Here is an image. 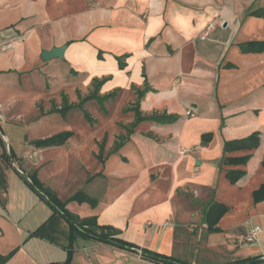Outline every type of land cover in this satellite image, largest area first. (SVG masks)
<instances>
[{"label":"crops","instance_id":"crops-1","mask_svg":"<svg viewBox=\"0 0 264 264\" xmlns=\"http://www.w3.org/2000/svg\"><path fill=\"white\" fill-rule=\"evenodd\" d=\"M63 46V59L41 57ZM94 80L101 95L119 94L113 102H138L133 109L147 119L107 152L104 135L49 129L59 115L44 117L22 126L26 137H70L28 144L19 165L0 134V255L15 252L6 264H66L69 248V264H154L141 250L190 264L264 256V200L253 199L264 184V0H0L1 114ZM68 112L61 121L76 124ZM255 133L257 148L226 154L249 156L246 165L224 161L225 141ZM63 152L85 155L80 181L49 170ZM238 169L246 174L231 184L228 172ZM32 175L63 203L78 192L95 199V207L69 201L66 211L77 222L95 217L137 251L82 234L70 242L66 214H54L29 185ZM213 203L229 210L210 229ZM255 225L259 240L241 244Z\"/></svg>","mask_w":264,"mask_h":264},{"label":"rangeland","instance_id":"rangeland-1","mask_svg":"<svg viewBox=\"0 0 264 264\" xmlns=\"http://www.w3.org/2000/svg\"><path fill=\"white\" fill-rule=\"evenodd\" d=\"M101 86L100 81L94 80L89 86L83 88H67L66 90L57 92L56 94L44 92L40 103H37L36 106L32 103L13 106L11 109L12 112L7 116L5 114H1L0 112V134L7 136V140L4 139V144L7 146L6 148L12 149L18 154V165L20 164L24 153L29 149V146H27L28 144L30 146L34 145L37 147L35 142L44 140L43 138L41 139L37 136L26 137L27 133L22 126L26 125L28 128L32 127L34 124H39L42 118L52 117L56 114L59 115L56 117V123L49 124V129L57 128L67 129L69 131L75 130L77 133H79L78 130L82 132H86L87 130L97 132L99 135H104L106 137L104 141V148L106 151L108 152V150H111L114 145L113 142L116 143L120 135L123 136L133 123V108L137 107L136 104H138V102H128V98H126V102H113L119 94L110 93L109 95H101ZM104 96H108V98L104 102H101L99 99ZM80 103H82L81 106ZM68 105L71 107L68 110L69 112L67 111V118L65 117L64 119H68L69 116V119L71 118V122L76 124H68L63 122V120L61 121V109L65 110V106ZM84 111L90 115L91 120L89 121L91 123L84 118ZM129 116L133 118L131 119L132 123L128 121ZM7 118L13 121L18 119L19 122H9L6 124L2 123V120L5 121ZM114 134L116 139L112 138ZM101 137L102 136H100V139H102ZM63 153L64 154L61 155L62 162L56 168L50 167L49 170H51L52 173L57 174L55 177L57 179H62L64 174L65 176L69 175V179L73 178L74 182L75 179L77 180L78 178L80 181L82 172H84L81 169V166L83 164V160L85 159H82V157L85 155H68L65 152ZM79 204L81 203L79 202Z\"/></svg>","mask_w":264,"mask_h":264},{"label":"trees","instance_id":"trees-1","mask_svg":"<svg viewBox=\"0 0 264 264\" xmlns=\"http://www.w3.org/2000/svg\"><path fill=\"white\" fill-rule=\"evenodd\" d=\"M107 98L108 97L106 96V97L100 98L99 100L101 102H104ZM81 104L82 103H80V106ZM69 109H70V106H65V110L61 109L60 113L65 115ZM134 112L136 114V119L127 131L130 134L134 132V128L137 126V124L147 119L141 116L140 112L138 111V108H135ZM85 117L88 120H91L90 115L87 112H85ZM156 117L154 119H157V118L160 120L162 119V118H159V117L156 118ZM162 120L164 121V119ZM70 135H71L70 132L60 133L51 138L36 141L35 145L40 148L41 147H51V146H61L67 141ZM211 139H212L211 134H206L202 138L204 142H209L211 141ZM258 145H259V135L257 133L245 139L225 141L223 144V149H222L224 161L231 165L244 166L248 162L250 158L249 156L229 157L226 154L230 152H234V151L255 149L258 147ZM3 155L9 161H10V157L14 156L12 151H10L9 156L7 154H3ZM263 166H264V161H263ZM245 174H246V171L238 169V170L229 171L227 176L231 184H236L242 177H244ZM30 179H31V182L28 181L29 185L35 191L39 192L42 195V197L47 201L50 207L54 210V214L59 213V212H64L66 214L65 215L66 219L70 222V226H71L70 242L73 241L74 237L77 234H82L87 238H90V239H93V240H96L102 243H106V244L112 245L120 249L129 250V251H137L136 246L117 238V236L119 235L118 230L111 228V227H107V226H99L97 223V219L95 217H91L86 220L77 222V219L74 216L69 215L66 211L65 206L68 204L69 201H78L80 203L87 201L93 207H95L96 206L95 199H92L84 195L82 192H78L72 198L67 200V202L63 203L55 196L54 193L45 189L43 187V184L38 180L36 176L32 175L30 176ZM253 199L255 203H259L264 200V184L261 185V187L258 190L254 191ZM228 210L229 208L225 204H222V203H213L209 207L207 214H206V222L210 226V229L215 228V226L219 223L221 218L227 213ZM214 230L217 231V229H214ZM68 250H69L68 258H67L66 264L70 263L71 257H72V249L69 248ZM14 253L15 252H11L10 254L6 256L0 255V264H6L13 257ZM141 255L145 259L153 262L154 264H190L180 259L163 256V255L153 253L147 250H141ZM263 257L264 256L249 257V258H245V259L235 261L229 264H264Z\"/></svg>","mask_w":264,"mask_h":264},{"label":"built area","instance_id":"built-area-1","mask_svg":"<svg viewBox=\"0 0 264 264\" xmlns=\"http://www.w3.org/2000/svg\"><path fill=\"white\" fill-rule=\"evenodd\" d=\"M213 29V25L210 24L208 26V30ZM188 116H194L192 111L187 112ZM263 234V228L260 226H251L248 231L240 236V243L241 244H253L259 240L260 236ZM264 259V257H263Z\"/></svg>","mask_w":264,"mask_h":264},{"label":"water","instance_id":"water-1","mask_svg":"<svg viewBox=\"0 0 264 264\" xmlns=\"http://www.w3.org/2000/svg\"><path fill=\"white\" fill-rule=\"evenodd\" d=\"M66 46L60 47V48H52L51 50L47 51L44 50L41 53V57L45 60V61H49L53 58H60L63 59L64 58V52L66 50Z\"/></svg>","mask_w":264,"mask_h":264}]
</instances>
